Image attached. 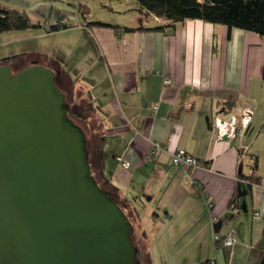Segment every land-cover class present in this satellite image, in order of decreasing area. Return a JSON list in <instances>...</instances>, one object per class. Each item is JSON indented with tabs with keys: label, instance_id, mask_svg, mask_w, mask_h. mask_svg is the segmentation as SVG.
Returning a JSON list of instances; mask_svg holds the SVG:
<instances>
[{
	"label": "crops",
	"instance_id": "0c3cea01",
	"mask_svg": "<svg viewBox=\"0 0 264 264\" xmlns=\"http://www.w3.org/2000/svg\"><path fill=\"white\" fill-rule=\"evenodd\" d=\"M163 21L139 8L125 22L105 21L113 26L88 24L57 66L42 63L56 70L64 94L89 103L91 163L149 264H264V176L254 174L256 155L240 139L264 80L263 39L195 17L144 27ZM241 107L249 110L243 129L216 137L210 116ZM153 141L162 147L147 156ZM177 147L201 163H170ZM228 232V245L212 239Z\"/></svg>",
	"mask_w": 264,
	"mask_h": 264
},
{
	"label": "water",
	"instance_id": "95a60500",
	"mask_svg": "<svg viewBox=\"0 0 264 264\" xmlns=\"http://www.w3.org/2000/svg\"><path fill=\"white\" fill-rule=\"evenodd\" d=\"M55 71L0 62V264H138L132 226L90 173Z\"/></svg>",
	"mask_w": 264,
	"mask_h": 264
},
{
	"label": "rangeland",
	"instance_id": "374dc122",
	"mask_svg": "<svg viewBox=\"0 0 264 264\" xmlns=\"http://www.w3.org/2000/svg\"><path fill=\"white\" fill-rule=\"evenodd\" d=\"M0 6L23 11L30 22L22 28L0 30V56L14 54L15 66L26 63L27 58L57 66L59 58H66L62 55L64 45L84 37L81 27L96 20L125 22L139 8L145 14L148 12L135 0H0ZM260 45L264 50V41ZM255 86L256 103L240 139L256 155L254 174L264 176V80L257 81ZM78 98L76 95L74 100L79 101Z\"/></svg>",
	"mask_w": 264,
	"mask_h": 264
},
{
	"label": "trees",
	"instance_id": "16d2710c",
	"mask_svg": "<svg viewBox=\"0 0 264 264\" xmlns=\"http://www.w3.org/2000/svg\"><path fill=\"white\" fill-rule=\"evenodd\" d=\"M139 7L144 8L146 11L164 18L160 24L144 26L145 28H162L165 26H172L174 22L184 18H199L209 22L222 23L226 27L236 26L242 29H247L258 34L264 41V0H135ZM93 23L104 24L113 26L109 22L96 20ZM30 22L23 11L13 8H4L0 6V30L9 28H21L29 25ZM55 28V27H53ZM129 29L130 27L124 26ZM14 55L0 57L1 63L10 62ZM10 67L12 70L24 65ZM10 65V64H9ZM262 77L264 78V50L262 58ZM54 80L57 84V77L54 73ZM67 98H66V97ZM64 98L68 103L66 115L72 121L77 123L83 130L85 136V147L87 152V161L90 173L99 185L108 189L105 183L100 178L101 174L97 168L92 165L90 158V144L89 135L87 134L88 126L86 124L85 115L90 110L88 102L75 101L70 94H64ZM84 127L85 130H84ZM110 191V190H109ZM111 192V191H110ZM116 203L122 208L126 218L130 221L128 215L123 209V206L117 200L116 196L112 194ZM131 239L136 247V257L138 264H149V257L147 253H142L137 240L133 236V226L131 230Z\"/></svg>",
	"mask_w": 264,
	"mask_h": 264
},
{
	"label": "built area",
	"instance_id": "2783aa9c",
	"mask_svg": "<svg viewBox=\"0 0 264 264\" xmlns=\"http://www.w3.org/2000/svg\"><path fill=\"white\" fill-rule=\"evenodd\" d=\"M168 76H162V82H169ZM249 119V110L245 107H241L237 114L230 113L227 116H220L218 113H214L210 116V123L216 137H232L236 132L244 127ZM162 144L156 141L151 143L148 155L159 150ZM168 160L170 163L180 166L191 165L196 166L201 163L200 159L181 147H177L170 151ZM253 215H257V211H252ZM213 240H219L222 244L228 245L232 242L233 236L231 233H226L219 236L217 233H212Z\"/></svg>",
	"mask_w": 264,
	"mask_h": 264
},
{
	"label": "flooded vegetation",
	"instance_id": "af4514ba",
	"mask_svg": "<svg viewBox=\"0 0 264 264\" xmlns=\"http://www.w3.org/2000/svg\"><path fill=\"white\" fill-rule=\"evenodd\" d=\"M55 72H56V71H55ZM55 72H54V73H55Z\"/></svg>",
	"mask_w": 264,
	"mask_h": 264
}]
</instances>
